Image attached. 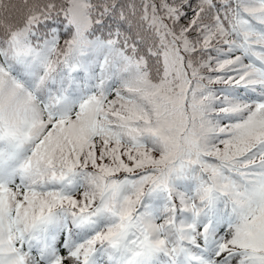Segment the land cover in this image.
<instances>
[{
  "label": "snow or ice",
  "instance_id": "obj_1",
  "mask_svg": "<svg viewBox=\"0 0 264 264\" xmlns=\"http://www.w3.org/2000/svg\"><path fill=\"white\" fill-rule=\"evenodd\" d=\"M0 264H264V0H0Z\"/></svg>",
  "mask_w": 264,
  "mask_h": 264
}]
</instances>
